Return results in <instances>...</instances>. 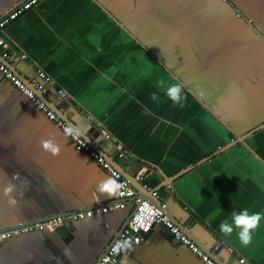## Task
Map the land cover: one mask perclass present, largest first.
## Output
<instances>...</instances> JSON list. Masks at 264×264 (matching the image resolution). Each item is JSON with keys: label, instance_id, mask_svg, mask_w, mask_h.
I'll return each mask as SVG.
<instances>
[{"label": "crops", "instance_id": "crops-1", "mask_svg": "<svg viewBox=\"0 0 264 264\" xmlns=\"http://www.w3.org/2000/svg\"><path fill=\"white\" fill-rule=\"evenodd\" d=\"M19 1L0 0V15ZM228 1L226 7L222 0H40L0 33L9 48L26 53L13 60L16 69L33 74L41 68L50 74L51 102L116 168L127 177L146 168L140 182L157 189L171 218L191 220L187 229L201 246L217 244L215 256L225 264H264V139L253 132L237 140L242 131L221 118L223 109L211 107L212 102L217 107L225 103L220 86L227 72L208 73L207 59L214 52L224 59L225 46L218 40L210 44L199 34L208 24L226 30L234 12L242 10L256 28L253 35L264 39V0ZM242 21L237 25L244 32L248 23ZM195 52L202 57L199 63L193 60ZM248 54L242 42L235 47L237 71L239 59H249L247 68L257 57ZM173 83L183 85L181 104L166 95ZM57 87L68 98H60ZM153 93L158 100H152ZM48 138L60 145L59 155L42 148L41 140ZM116 142L125 155L118 154ZM107 177L0 76V227L114 200L97 188ZM9 185L12 191L5 194ZM131 207L128 202L124 208L78 217L68 229H32L12 236L0 242V264H94ZM243 209L262 213L247 246L240 243L239 230L230 236L220 231L222 222H231L233 212ZM117 264L201 261L156 224Z\"/></svg>", "mask_w": 264, "mask_h": 264}, {"label": "built area", "instance_id": "built-area-1", "mask_svg": "<svg viewBox=\"0 0 264 264\" xmlns=\"http://www.w3.org/2000/svg\"><path fill=\"white\" fill-rule=\"evenodd\" d=\"M39 1L40 0H20L11 6L5 13L0 15V31L6 23L10 22ZM235 14L239 16L242 15L238 10L235 11ZM18 56L20 58H25L26 53L23 51L17 53L14 49L9 48L7 40L0 33V75L7 79L20 93L30 99L38 110L43 112L48 119L55 122L61 131L64 132V128L69 125L68 121L64 120L54 107L43 97L48 96L50 93V89L52 88V77L41 68H37L33 74H24L18 71V69H13L11 63ZM56 92L60 98H68V93L62 87H57ZM102 133L107 138L111 136L110 133L104 130ZM68 137L77 148L84 151L90 159L98 163L107 172L109 177L116 178L118 182L124 184L125 187L121 190L124 192V195L116 196L114 200L104 203L92 204L90 206L75 208L44 218L19 221L1 226L0 242L32 229L46 228L55 230L59 226H66L69 228V224H71L72 220L78 217L84 215L90 216L115 208H124L128 202H130L132 207L126 216V221L121 229H119L113 238L105 245L95 260V264H117L119 256L121 254H128L130 250L127 253L123 251L118 254L113 253L112 249L114 244L119 240L127 238H131L133 243L137 240L140 242L144 240L146 234L156 224H161L168 230L174 239L186 245L191 252L198 256L201 264H222L218 262L210 252L205 251L200 244L192 239L190 235L170 217L166 210L167 201L161 197L157 189H154L148 183H141L143 188L150 191V195L153 199L141 196L137 188L131 184L129 177L125 176L124 173L116 168L102 152L92 146L83 136L79 137V139H75L71 136ZM115 145L120 156L126 154L127 151L120 143L116 142ZM145 170L146 168L144 167L142 170L135 172L133 178L140 182ZM154 199L157 201L154 202ZM145 228H147V231H145ZM216 247H218L217 244L213 246L214 249ZM229 250H232V248L229 247ZM239 261L243 262L244 258L240 257Z\"/></svg>", "mask_w": 264, "mask_h": 264}, {"label": "rangeland", "instance_id": "rangeland-1", "mask_svg": "<svg viewBox=\"0 0 264 264\" xmlns=\"http://www.w3.org/2000/svg\"><path fill=\"white\" fill-rule=\"evenodd\" d=\"M222 1H224V4H226V7L231 5L228 0ZM200 11L201 8L197 10V12ZM239 11L241 12L242 16H244L242 10ZM187 13L190 12L188 11ZM227 14L230 15L229 12H227ZM242 16H233L231 20L228 21V23L231 25L227 27L226 30H224L223 28L216 30V26H214L213 24H208L205 28L203 27L202 29H200L199 34L202 35L204 39L208 40L210 44H215V40H218V42L225 46V50H223L221 54V57L222 55L226 56L224 59H222L223 57L220 58L219 56H215V52L210 53V56L207 59V63L211 65V68L207 70L208 73L213 72L214 69L219 70V68L222 69V71L227 72L222 73V76L227 80H224V82L221 83L220 86V89H222L223 91L221 98H223L225 103L221 104L222 107H217V105L212 102L211 107L221 108L220 110L223 109L224 116L221 118L225 120V122L235 123V127L238 131L245 132L258 123L264 121V39L261 38L258 34L253 35L254 33H256V28H252L249 25V21L251 20V18L244 16L247 18L246 20ZM190 18L191 16L189 17L187 23L183 22L184 25L189 24ZM181 19H185L184 15L183 17L178 18V20ZM261 19H259L258 17L257 20L259 21ZM240 20H243L242 24H244V22L248 23L247 28H245L244 32H241L240 25H237L239 24V22L241 23ZM197 24L199 26V23ZM224 37L228 38L226 40H223ZM240 42H242L244 46L247 47V50L249 52L248 57H257L250 59L252 63H249L247 68L245 67L249 59H239L238 64L240 65L238 66L239 69L237 71V66L234 65V52L235 47ZM203 43L206 44V42ZM231 44H233V47H229ZM218 52L221 53V49L218 50ZM200 58L202 57L197 52H195L193 60L199 63ZM224 60L226 61L224 64L222 63V67L217 65L221 62H224ZM202 62L204 63L205 61L203 60ZM196 70H194V72ZM214 100H216V97L214 98ZM225 114H227V117L225 116ZM254 135L256 138L264 139V128L256 130L254 132Z\"/></svg>", "mask_w": 264, "mask_h": 264}, {"label": "clouds", "instance_id": "clouds-1", "mask_svg": "<svg viewBox=\"0 0 264 264\" xmlns=\"http://www.w3.org/2000/svg\"><path fill=\"white\" fill-rule=\"evenodd\" d=\"M183 85L180 83L171 84L167 90L166 95L173 101L174 104H181L182 100L185 99L183 96ZM152 100H158L155 93L152 94ZM85 133L77 126L69 124L64 128V136H71L75 139H79ZM83 143V142H81ZM41 146L44 150L49 151L52 155H59L61 148L60 145L52 138L42 139ZM124 184L118 182V179L113 177H107L101 181L97 188L101 194H106L108 197L123 196L124 192L121 191L124 188ZM5 194L12 191V186L9 185L5 188ZM10 203L15 204V200H11ZM262 219V213H250L248 209H243L239 213L233 212L232 220L229 222L225 220L220 224V231L225 236H230L234 230L238 231V238L242 245L247 246L252 241V232L260 225ZM147 231V228H145ZM138 244L139 241L137 240ZM133 248V240L131 238L122 239L117 241L113 246V253H120L121 251L127 253Z\"/></svg>", "mask_w": 264, "mask_h": 264}, {"label": "water", "instance_id": "water-1", "mask_svg": "<svg viewBox=\"0 0 264 264\" xmlns=\"http://www.w3.org/2000/svg\"><path fill=\"white\" fill-rule=\"evenodd\" d=\"M11 66L13 67V69L16 70V67L14 66L13 62L11 63ZM0 76H1V78H3L2 75H0ZM43 97H44V98H45V99L51 104L52 107H54V109L57 111V113H58L62 118H64V120L68 121L69 124H72V125L76 126L73 122H71V120L67 117V115H65V114L61 111V109L59 108V106H57L56 104H54V102H51V100L49 99L48 96H43ZM33 105H34V104H33ZM263 126H264V121L261 122V123H258L257 125L253 126L252 128L248 129L247 131L238 134V135H237V140L244 141V138H245L247 135L252 134L253 132H255L256 130L260 129V128L263 127ZM82 136H83L87 141H89V142L91 143V145L94 146L98 151L102 152V150L100 149V146H99V145H96V143H95L94 141H92V140H91L86 134H84V135H82ZM102 153H103V152H102ZM85 154H86V153H85ZM109 158L111 159V156H109ZM118 165H119V164H118ZM118 167L120 168V171L122 172V171H123L122 168H121L120 166H118ZM119 168H118V169H119ZM122 173H123V172H122ZM129 179H130L131 184L137 188L138 193H139L141 196H143V197H149V196H147V195H149L148 193H149L150 191L147 190V189H145V188H143L141 182L135 180L132 176H130ZM150 198H151V197H150ZM151 199H153V198H151ZM156 201H157V200H156ZM167 212H168V211H167ZM168 214H169V213H168ZM169 215H170V214H169ZM170 217H171V215H170ZM172 219H173V218H172ZM173 220H174L177 224H179L180 227H182V229H184V231H186L187 234L190 235V237H191L192 239H194V240L199 244V242H198V241H197V240H196V239L190 234L191 232L187 229V227L190 225V222H191V220H190L189 218H187V219H186L185 221H183V222H179V221L176 220V219H173ZM189 220H190V221H189ZM125 221H126V218L124 219V222H125ZM124 222H123V224H124ZM123 224L120 226L119 229H121V227L123 226ZM59 227H62V228H66V229H68V227H66V226H59ZM59 227H57L55 230H57ZM69 227H70V224H69ZM63 236L65 237L66 234L63 235ZM200 245H201V244H200ZM202 247H203V249H204L205 251L210 252V253L215 257V259H216L218 262H220V263H222V264H225V263H223V262L221 261V259H219V257L215 256V253L217 252V249H216V248L214 249L213 247H206V246H203V245H202ZM94 264H95V262H94Z\"/></svg>", "mask_w": 264, "mask_h": 264}, {"label": "trees", "instance_id": "trees-1", "mask_svg": "<svg viewBox=\"0 0 264 264\" xmlns=\"http://www.w3.org/2000/svg\"><path fill=\"white\" fill-rule=\"evenodd\" d=\"M237 16H239V15H237Z\"/></svg>", "mask_w": 264, "mask_h": 264}]
</instances>
